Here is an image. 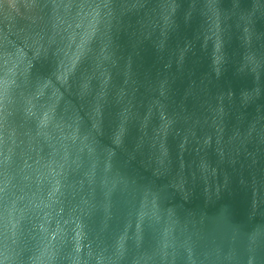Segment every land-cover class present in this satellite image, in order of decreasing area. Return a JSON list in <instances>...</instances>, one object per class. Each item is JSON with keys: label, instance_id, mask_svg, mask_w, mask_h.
Segmentation results:
<instances>
[{"label": "water", "instance_id": "water-1", "mask_svg": "<svg viewBox=\"0 0 264 264\" xmlns=\"http://www.w3.org/2000/svg\"><path fill=\"white\" fill-rule=\"evenodd\" d=\"M0 264H264V0H0Z\"/></svg>", "mask_w": 264, "mask_h": 264}]
</instances>
